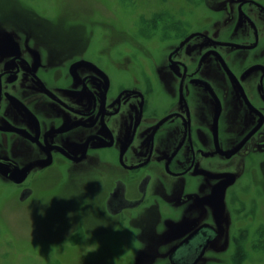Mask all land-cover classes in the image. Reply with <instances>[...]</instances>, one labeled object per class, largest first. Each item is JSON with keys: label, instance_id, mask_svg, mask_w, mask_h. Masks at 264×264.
Returning <instances> with one entry per match:
<instances>
[{"label": "flooded vegetation", "instance_id": "flooded-vegetation-1", "mask_svg": "<svg viewBox=\"0 0 264 264\" xmlns=\"http://www.w3.org/2000/svg\"><path fill=\"white\" fill-rule=\"evenodd\" d=\"M202 6L162 57L141 52L149 62L93 61L77 45L62 57L53 32H0V183L19 203L55 169L84 180L77 208L140 242L165 234L169 264L207 244L201 263L227 230L238 166L264 155V0Z\"/></svg>", "mask_w": 264, "mask_h": 264}, {"label": "rangeland", "instance_id": "rangeland-1", "mask_svg": "<svg viewBox=\"0 0 264 264\" xmlns=\"http://www.w3.org/2000/svg\"><path fill=\"white\" fill-rule=\"evenodd\" d=\"M200 4L201 0H0V32H53L62 41L46 46L65 48L62 57L77 45L75 52L93 61L105 63L99 54L110 53L118 62L116 55L122 52L144 62L147 57H139L141 52L162 57L163 50L178 40L170 35L174 26L198 20L205 10ZM252 159L251 166H238L231 199L222 202L227 230L200 264H264V155L254 154ZM58 175L52 169L31 177L33 193L24 203H19L17 191L0 183V264H169L161 256L169 249L162 243L165 234L155 238L146 231L147 238L140 242L139 230L114 229L104 216L97 219L94 212L76 207L88 190L81 185L83 179L76 182Z\"/></svg>", "mask_w": 264, "mask_h": 264}, {"label": "water", "instance_id": "water-1", "mask_svg": "<svg viewBox=\"0 0 264 264\" xmlns=\"http://www.w3.org/2000/svg\"><path fill=\"white\" fill-rule=\"evenodd\" d=\"M27 195L21 197V201L25 200ZM207 242H209L207 240ZM207 248V244L203 247L199 248L196 247L195 251H190L187 247H178L175 252L169 256V260L171 264H197L200 258L203 256L204 251Z\"/></svg>", "mask_w": 264, "mask_h": 264}]
</instances>
